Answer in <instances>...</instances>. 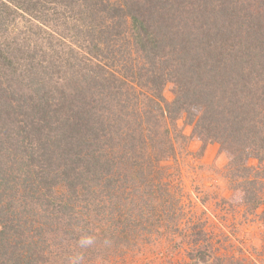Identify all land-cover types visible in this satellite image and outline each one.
<instances>
[{
	"label": "trees",
	"instance_id": "trees-1",
	"mask_svg": "<svg viewBox=\"0 0 264 264\" xmlns=\"http://www.w3.org/2000/svg\"><path fill=\"white\" fill-rule=\"evenodd\" d=\"M261 6L0 0V264H127L178 234L205 261L212 245L180 225L163 165L195 137L187 156L219 145L223 177L264 229Z\"/></svg>",
	"mask_w": 264,
	"mask_h": 264
},
{
	"label": "rangeland",
	"instance_id": "rangeland-1",
	"mask_svg": "<svg viewBox=\"0 0 264 264\" xmlns=\"http://www.w3.org/2000/svg\"><path fill=\"white\" fill-rule=\"evenodd\" d=\"M258 12L263 15L264 7L261 6ZM263 19L261 18V23L264 22ZM24 22L25 20H21L16 23L15 33L24 32L27 27ZM262 26L260 31L264 37V23ZM48 46L49 44L46 45L47 49L50 47ZM82 54L86 59L89 56L84 51ZM163 95L168 101L172 99L169 86L165 88ZM178 124L182 127V121H178ZM183 132L189 136L191 129L183 127ZM200 142L199 138H193L188 145L189 150L183 149L178 153L177 163L168 159L163 161V165L167 170L175 172L176 179L173 180L177 181L179 207L182 210L180 225L186 228L192 226V232L202 230L212 245V254L205 261L202 258L190 261L189 255L184 251L188 248L187 239L178 234V238H174V241L177 240L175 244L172 241H162L159 237L161 249L153 251L147 247L138 253L134 252L133 256L132 253L126 255L127 264L137 261L141 264H264V229L261 221L245 210L242 195L232 191L229 182L223 177L228 155L220 151L219 145L211 143L200 158L187 156L190 151L198 152ZM251 164H256V161H251ZM187 230L184 229L185 232Z\"/></svg>",
	"mask_w": 264,
	"mask_h": 264
},
{
	"label": "clouds",
	"instance_id": "clouds-1",
	"mask_svg": "<svg viewBox=\"0 0 264 264\" xmlns=\"http://www.w3.org/2000/svg\"><path fill=\"white\" fill-rule=\"evenodd\" d=\"M93 243V240L90 237L82 238L80 241L81 246L90 245Z\"/></svg>",
	"mask_w": 264,
	"mask_h": 264
}]
</instances>
